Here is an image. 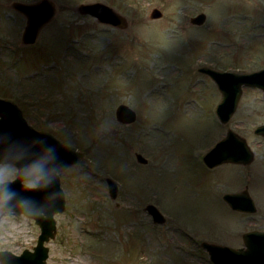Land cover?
Here are the masks:
<instances>
[{"label":"rangeland","instance_id":"obj_1","mask_svg":"<svg viewBox=\"0 0 264 264\" xmlns=\"http://www.w3.org/2000/svg\"><path fill=\"white\" fill-rule=\"evenodd\" d=\"M37 1L0 0V99L79 157L60 177L66 209L54 216L47 264H212L202 243L239 249L244 234L264 231V138L253 134L264 124L262 93L243 88L222 125L220 93L199 73L264 67V0H52L55 18L23 46L25 19L9 6ZM95 2L123 15L127 29L76 12ZM154 8L163 16L151 21ZM201 13L205 23L192 25ZM119 105L135 112L133 123L116 120ZM228 130L254 161L208 169L204 155ZM246 187L256 212L232 211L223 196ZM39 234L32 219L0 218V251H31Z\"/></svg>","mask_w":264,"mask_h":264},{"label":"water","instance_id":"obj_2","mask_svg":"<svg viewBox=\"0 0 264 264\" xmlns=\"http://www.w3.org/2000/svg\"><path fill=\"white\" fill-rule=\"evenodd\" d=\"M12 10L22 15L25 19L20 42L23 46L35 44L40 31L48 25L56 16L57 7L52 0H39L33 3L13 2L9 6ZM76 12L81 16H89L98 24L108 26L117 30H125L128 27L127 19L113 8L101 2L82 3L76 7ZM162 12L156 8L152 9L148 19L159 20ZM206 17L203 13L198 14L190 20L195 26H202ZM199 73L207 75L214 82L220 93V102L216 106L215 116L222 125L227 124L233 116L243 93V88L249 87L261 91L264 101V67L253 73L219 72L208 67L199 68ZM116 120L120 124H131L135 121L136 115L133 110L125 105H119L115 110ZM253 134L264 138V124L257 126ZM0 135H8L14 141H31L41 139L56 148L60 161L69 166H75L78 155L70 148L47 132L37 131L28 125L19 107L8 100L0 99ZM255 159V154L247 144L246 140L228 130L225 137L220 140L203 157L204 165L213 169L222 164L250 165ZM138 164L146 165L147 160L141 154H135ZM68 168V169H69ZM107 190L112 200L117 196V185L111 179H106ZM16 190L18 184L12 185ZM29 199L36 202L37 206H43L47 214V220L32 219L39 227L40 234L36 245L31 251L24 250L20 255L12 254L9 251H0L1 264H46L49 257V249L46 244L55 238L56 223L54 216L62 214L65 209L64 192L60 187V178L52 187L31 193H25ZM223 200L232 211L243 213H255V205L250 198L247 189L234 194H226ZM156 225L164 223L161 213L152 205L144 209ZM243 248L233 249L226 246L202 243L212 264H264V231H251L242 236Z\"/></svg>","mask_w":264,"mask_h":264},{"label":"clouds","instance_id":"obj_3","mask_svg":"<svg viewBox=\"0 0 264 264\" xmlns=\"http://www.w3.org/2000/svg\"><path fill=\"white\" fill-rule=\"evenodd\" d=\"M65 147H71L65 142ZM69 166L63 164L52 145L46 141H14L0 135V218L15 219L19 212L37 220L47 214L25 193L48 189L58 182ZM18 184L16 190L12 185Z\"/></svg>","mask_w":264,"mask_h":264},{"label":"flooded vegetation","instance_id":"obj_4","mask_svg":"<svg viewBox=\"0 0 264 264\" xmlns=\"http://www.w3.org/2000/svg\"><path fill=\"white\" fill-rule=\"evenodd\" d=\"M222 165H224V164H222ZM230 165V164H229ZM221 166V165H220ZM246 189H247V187H246ZM248 191V190H247ZM226 195V194H225ZM226 203V202H225ZM227 204V203H226ZM228 206V205H227Z\"/></svg>","mask_w":264,"mask_h":264}]
</instances>
